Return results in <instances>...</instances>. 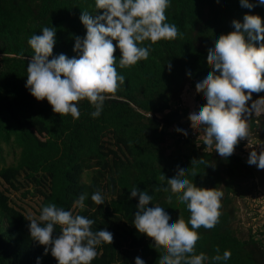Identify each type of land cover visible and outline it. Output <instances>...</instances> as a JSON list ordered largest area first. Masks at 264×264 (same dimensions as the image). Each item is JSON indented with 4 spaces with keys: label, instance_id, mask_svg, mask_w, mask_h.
<instances>
[{
    "label": "trees",
    "instance_id": "16d2710c",
    "mask_svg": "<svg viewBox=\"0 0 264 264\" xmlns=\"http://www.w3.org/2000/svg\"><path fill=\"white\" fill-rule=\"evenodd\" d=\"M251 2L256 6L248 9L240 0H170L166 22L174 23L182 37L157 42L147 60L124 69L119 67L117 47V72L125 76V83L105 101L99 117L91 116L94 108L83 100L78 103L80 118L73 119L54 113L47 99L37 101L26 88V68L33 55L27 41L42 34L43 27H54L56 43L49 59L59 54L79 58L73 50L75 38L86 35L80 16L87 12L95 17L103 10L95 9V0H0V264H37L38 257L39 264H58L50 250L45 254L44 246L31 238L29 215L12 198L19 191L21 198H39L38 216L43 205L53 202L93 219L94 231L113 233V243L98 247L91 264H135L137 256L145 264H159L163 249H156L155 242L133 224L139 200L131 197V188L152 195L148 207H163L171 216L169 223L179 217L187 222L185 204L175 198L169 204L170 192L155 191L168 187L167 179L178 168L185 169L186 178L197 187L224 193L219 223L197 230L195 254L209 257L204 264H264V226L245 228L239 217L240 203L249 195L248 183L255 177L243 150L246 139L239 141L233 155L222 158L214 146L172 131L174 126L191 124L193 105L198 112L206 104L195 86L211 71L207 49L234 31L232 21L243 22L245 14L259 15L264 22V5ZM263 94L253 93L252 101ZM249 123V138H263L264 112L253 113ZM170 137L176 146L168 152L165 143ZM6 148L8 154L15 153L11 164ZM198 159L208 164L192 163ZM97 190L104 196L102 205L91 200ZM84 193L87 207L81 211L74 202ZM59 234L57 226L53 236ZM217 246L221 255L229 250L231 258L213 261Z\"/></svg>",
    "mask_w": 264,
    "mask_h": 264
},
{
    "label": "clouds",
    "instance_id": "9594fccd",
    "mask_svg": "<svg viewBox=\"0 0 264 264\" xmlns=\"http://www.w3.org/2000/svg\"><path fill=\"white\" fill-rule=\"evenodd\" d=\"M240 3L248 9L256 6L251 0H240ZM256 3L264 5V0ZM169 7L170 0H95V9L103 11L95 17L87 12L81 14L86 35L75 38L73 49L80 53L79 58L59 54L49 59L56 43V30L43 27L42 34H33L27 41L33 55L26 68V88L37 101L47 99L53 112L60 116L70 114L73 119H79L78 103L87 100L94 108L91 116L99 117L105 101L125 83V76L117 72L114 55L117 47L121 53L119 67L124 69L147 60L157 42L182 37L183 33L174 23L166 22ZM232 24L234 31L221 35L214 47L207 49L211 71L195 86L197 93H203L206 104L188 117L193 130H202L203 144L209 148L214 146L222 158L233 155L239 141L248 140L250 117L264 107V97L252 101L253 93L264 92V22L259 15L245 14L243 22L233 20ZM145 42L149 43L145 45ZM168 68L171 69L170 62ZM249 101H252L250 105ZM176 130L187 135L183 129ZM192 163L208 164L203 159ZM247 163L264 170V149L259 154L251 151ZM191 174L195 176L196 170ZM167 185L155 191L170 192L169 204L173 198L185 204L190 213L187 222L179 217L169 223L171 216L163 207H148L153 196L133 186L131 197L138 196L139 200L133 224L139 233L155 242L156 249H163L159 264H204L209 257L203 252L195 254L200 239L197 230H210L219 223L224 193L216 188L197 187L186 178L183 168L167 179ZM86 199L87 193L79 195L74 206L83 211L87 207ZM91 200L96 205L105 203L99 190L92 193ZM26 219L30 221L31 238L44 246L45 254L50 250L58 264H91L99 254L98 247L112 244L114 240L113 233L106 229L94 231L93 219L74 215L53 202L41 207L38 219L32 216ZM57 226L60 234L54 237ZM215 251L213 261L231 258L229 250L221 255L217 246ZM39 260L38 257L37 264ZM135 264H145V261L137 256Z\"/></svg>",
    "mask_w": 264,
    "mask_h": 264
},
{
    "label": "rangeland",
    "instance_id": "374dc122",
    "mask_svg": "<svg viewBox=\"0 0 264 264\" xmlns=\"http://www.w3.org/2000/svg\"><path fill=\"white\" fill-rule=\"evenodd\" d=\"M261 97H264V94ZM193 106L194 107L192 108V110L193 112H196L194 110H196L197 107L196 105ZM258 112H264V107H262L255 113ZM175 141L176 140L174 137H170L165 143L168 152L175 148ZM188 147L189 145H186L184 147V151H188ZM8 150L9 148H6L5 155H7V163L11 164L15 159V153L12 151L10 154H8ZM253 168L255 171V177L248 183L250 188L249 195L245 198V203L244 201H241L240 203L241 208L239 217L241 219V225L245 228L250 227L251 224H253L254 226H260L264 222V189H262V187L264 186V170L258 169L255 165H253ZM1 186L2 188H6V185L3 182H1ZM21 193V191L17 193L13 192L12 198L18 201V203L22 206V208L29 216L37 219L39 217L37 214L39 198L37 196L21 198ZM251 216H253V219H250Z\"/></svg>",
    "mask_w": 264,
    "mask_h": 264
},
{
    "label": "built area",
    "instance_id": "2783aa9c",
    "mask_svg": "<svg viewBox=\"0 0 264 264\" xmlns=\"http://www.w3.org/2000/svg\"><path fill=\"white\" fill-rule=\"evenodd\" d=\"M183 129L184 131L187 132V135H184L183 132H178L176 129ZM172 131L179 133V135L181 136V138H186V137H190L192 140L195 141H203L202 140V134L201 131H196L193 130L191 128V124L188 126H174L172 127ZM264 149V137L263 138H259V137H252V138H248V140H245V144L243 146V150L245 153L250 154L251 151L255 150L258 154L259 152Z\"/></svg>",
    "mask_w": 264,
    "mask_h": 264
},
{
    "label": "water",
    "instance_id": "95a60500",
    "mask_svg": "<svg viewBox=\"0 0 264 264\" xmlns=\"http://www.w3.org/2000/svg\"><path fill=\"white\" fill-rule=\"evenodd\" d=\"M262 189H264V186L262 187ZM262 226H264V222H263V224H261Z\"/></svg>",
    "mask_w": 264,
    "mask_h": 264
},
{
    "label": "crops",
    "instance_id": "0c3cea01",
    "mask_svg": "<svg viewBox=\"0 0 264 264\" xmlns=\"http://www.w3.org/2000/svg\"><path fill=\"white\" fill-rule=\"evenodd\" d=\"M256 219V218H255ZM260 226H262V225H260Z\"/></svg>",
    "mask_w": 264,
    "mask_h": 264
}]
</instances>
